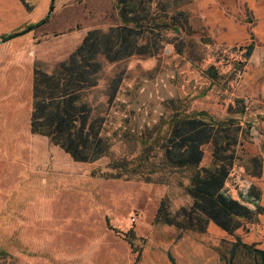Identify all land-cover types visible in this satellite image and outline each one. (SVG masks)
Here are the masks:
<instances>
[{"label": "rangeland", "instance_id": "rangeland-1", "mask_svg": "<svg viewBox=\"0 0 264 264\" xmlns=\"http://www.w3.org/2000/svg\"><path fill=\"white\" fill-rule=\"evenodd\" d=\"M0 0V40L46 22L19 37L0 43V264H227L228 249L240 236L264 249V215L257 223L243 221L235 235L211 223L205 232H180L154 223L160 201L169 197L173 211L190 204L188 195L172 180L169 184L141 180H109L101 176L110 158L77 163L42 135L30 132L33 66L36 60L54 65L65 61L91 29L119 24L114 0ZM168 7L175 0H163ZM182 9L190 23L182 33L185 53L173 44L152 57L133 56L120 66L103 69L102 88L116 73L123 79L102 135L115 143V133L130 119L138 131L159 123L163 101L186 98L187 113L201 110L226 119L238 118L251 136L238 146L239 161L229 189L246 194L250 185L261 189L264 206V0H186ZM53 6V10L50 8ZM168 37L176 34L169 32ZM209 37L211 44L205 42ZM254 41L245 71L231 90L203 71L218 46ZM233 54L222 59L224 72ZM239 58V55H235ZM246 100L244 115L228 113L234 98ZM206 148L203 164L211 162ZM251 156L263 158L262 175L248 173ZM96 173V174H93ZM107 217L115 229L107 224ZM134 229L142 249L141 261L123 233ZM245 264H250L245 259Z\"/></svg>", "mask_w": 264, "mask_h": 264}, {"label": "trees", "instance_id": "trees-1", "mask_svg": "<svg viewBox=\"0 0 264 264\" xmlns=\"http://www.w3.org/2000/svg\"><path fill=\"white\" fill-rule=\"evenodd\" d=\"M25 7L28 4L21 0ZM119 17L117 26L91 29L81 44L68 58L54 65L36 60L33 66L32 114L30 132L45 136L59 146L77 163L97 162L109 157L110 162L101 176L109 180H141L146 183L169 184L172 180L188 195L190 204L173 211L169 197L161 199L154 223L175 227L180 232L207 231L211 223L226 233L235 235L243 221L257 223L264 215L260 204L261 189L253 184L246 194L238 190L234 195L229 184L238 163L241 139L251 136V125L246 128L238 118H216L205 110L187 113L186 98L163 101L165 114L159 123L138 131L129 117L115 133L120 136L122 152L115 154V143L103 135L106 116L118 95L123 79L116 72L100 86L106 63L120 66L133 56L152 57L161 53L166 44H173L176 54L185 53L182 33L189 26L190 14L182 9L186 0H175L168 7L163 0H114ZM49 15L38 24L47 21ZM169 32L175 37H168ZM205 42L211 44L209 37ZM255 49L254 41L232 47L218 46L214 61L203 70L215 82H223L231 90L239 80ZM233 58V66L224 72L222 59ZM235 55H239L236 58ZM246 100L236 97L228 105L229 114L246 113ZM211 151V162L203 164L206 148ZM248 173L262 175L263 158L251 156ZM96 174V173H93ZM108 227L111 226L107 217ZM124 235L137 253L135 263L141 261L142 249L132 228ZM5 254L4 251H0ZM227 264H264V249L244 242L240 236L228 249Z\"/></svg>", "mask_w": 264, "mask_h": 264}, {"label": "water", "instance_id": "water-1", "mask_svg": "<svg viewBox=\"0 0 264 264\" xmlns=\"http://www.w3.org/2000/svg\"><path fill=\"white\" fill-rule=\"evenodd\" d=\"M50 10L52 11L53 10V6L50 8ZM39 26V24H30L28 27H26L25 29L19 31V32H14V33H10L4 37L1 38L0 40V43H4V42H7L9 40H11L12 38L14 37H19L23 34H26L27 32L31 31V30H34L35 28H37Z\"/></svg>", "mask_w": 264, "mask_h": 264}, {"label": "crops", "instance_id": "crops-1", "mask_svg": "<svg viewBox=\"0 0 264 264\" xmlns=\"http://www.w3.org/2000/svg\"><path fill=\"white\" fill-rule=\"evenodd\" d=\"M25 7V6H24ZM159 208V207H158ZM158 211V210H157ZM154 217H155V215H154Z\"/></svg>", "mask_w": 264, "mask_h": 264}]
</instances>
